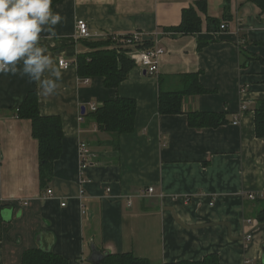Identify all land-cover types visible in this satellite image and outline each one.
I'll use <instances>...</instances> for the list:
<instances>
[{
	"label": "crops",
	"instance_id": "1",
	"mask_svg": "<svg viewBox=\"0 0 264 264\" xmlns=\"http://www.w3.org/2000/svg\"><path fill=\"white\" fill-rule=\"evenodd\" d=\"M206 2L202 9L198 0L55 5L63 19L40 42L73 65L64 69L56 94L39 96L41 114L63 123L62 152L45 189L32 121L16 116L37 86L19 74H0V264H23L32 248L53 251L67 264H100L109 253H132L150 264L201 261L210 254L220 264H264V136L255 130V110L264 99V10L254 0ZM190 7L201 16L202 31H174ZM78 19L105 36H152L154 47L165 49L157 75L134 62L117 88L105 87L103 77L83 82L78 54L90 50L88 41L105 39H77ZM200 39L208 41L203 48ZM190 73L207 91L184 95L180 113L162 114L160 91L182 89ZM117 97L137 102L133 131L118 136L98 129L89 116L92 104ZM201 111L222 113L225 122L191 126L189 114ZM81 141L95 154L83 184ZM149 187L154 192L145 194ZM48 189L52 196H45Z\"/></svg>",
	"mask_w": 264,
	"mask_h": 264
},
{
	"label": "trees",
	"instance_id": "2",
	"mask_svg": "<svg viewBox=\"0 0 264 264\" xmlns=\"http://www.w3.org/2000/svg\"><path fill=\"white\" fill-rule=\"evenodd\" d=\"M61 0H53V9ZM229 1V0H227ZM264 10V0H254ZM199 7L205 8L206 0H198ZM210 19V18H209ZM213 19L210 24L216 23ZM202 18L193 8H186L181 23L173 28L184 34H198L201 30ZM111 38L101 41H88L90 50L80 53L75 60L78 73L82 77H103L107 88H117L127 79L134 61L127 54V49L113 47ZM208 41L199 40L203 48ZM140 48H153V40L144 39ZM184 87L180 90L160 91L159 110L162 114H177L182 111V99L186 94H200L207 91L199 81L198 74L183 75ZM84 114V113H83ZM85 115V114H84ZM255 130L259 137L264 136V99L259 100L255 110ZM16 116L32 121L33 136L39 141L40 179L45 189L54 175V163L62 152L63 123L59 116L42 115L39 109V95L36 90L30 91L24 102L16 109ZM98 129L112 135H123L133 131L137 117V102L133 98L117 97L106 100L101 107L89 113ZM225 122L222 113L192 112L189 124L193 127H215ZM23 264H67V260L53 251L42 248L28 249L23 254ZM100 264H150L149 261L136 257L132 253L106 254ZM168 264H220L217 255L210 254L201 261H180Z\"/></svg>",
	"mask_w": 264,
	"mask_h": 264
},
{
	"label": "clouds",
	"instance_id": "3",
	"mask_svg": "<svg viewBox=\"0 0 264 264\" xmlns=\"http://www.w3.org/2000/svg\"><path fill=\"white\" fill-rule=\"evenodd\" d=\"M53 0H0V74H19L34 82L39 96L56 94L64 64L41 44L63 17Z\"/></svg>",
	"mask_w": 264,
	"mask_h": 264
},
{
	"label": "built area",
	"instance_id": "4",
	"mask_svg": "<svg viewBox=\"0 0 264 264\" xmlns=\"http://www.w3.org/2000/svg\"><path fill=\"white\" fill-rule=\"evenodd\" d=\"M226 23H222L220 25L221 30H225L227 28ZM75 37L77 39H85V40H94V39H108L111 38L113 41H115V44L113 45L116 49H127V54L130 56L132 60L136 63L137 66H139L141 69L146 71L149 75H157L159 71V62L161 56L165 53V49L161 46H156L153 48H140L139 44L142 43V41L145 39V36L141 32H133L129 34H108L103 35L99 34L97 31L91 30L89 27V24L84 19H78L76 21V34ZM59 61L63 62L64 69L70 68L73 63L69 60H66L65 58L59 59ZM83 82L88 83L90 81V78L85 77L82 79ZM98 106L96 104L91 105V110L95 111L97 110ZM248 109V105L244 103L242 105V112L244 110ZM84 119V114L81 113L79 120ZM239 121L236 118L234 121V124H238ZM94 152L91 150L89 144L85 141H81L79 143V158H80V173H81V180L80 183L83 184L86 179L83 178V173L87 170V168L91 165L92 159L94 157ZM108 191H110V188H108ZM154 192L153 187L147 188L145 194H152ZM144 194V195H145ZM53 190L48 189L45 196H52ZM85 195V190L83 188L80 189L79 198L83 199ZM248 197L251 199H255L256 196L253 193H249ZM65 206V203L62 204ZM131 205V202H129V206ZM249 223H254L255 221L253 219H248ZM251 237V236H249Z\"/></svg>",
	"mask_w": 264,
	"mask_h": 264
},
{
	"label": "water",
	"instance_id": "5",
	"mask_svg": "<svg viewBox=\"0 0 264 264\" xmlns=\"http://www.w3.org/2000/svg\"><path fill=\"white\" fill-rule=\"evenodd\" d=\"M149 38L152 39L153 37L152 36H145V39H149ZM144 72L146 73V71H144ZM84 111H85V109L83 108V112ZM0 208H1V204H0ZM8 213H9V211L6 209L1 210V215L3 216L4 219H8V218H6Z\"/></svg>",
	"mask_w": 264,
	"mask_h": 264
}]
</instances>
